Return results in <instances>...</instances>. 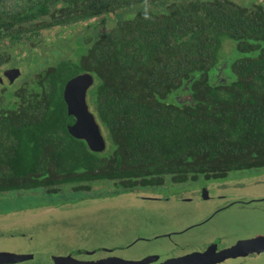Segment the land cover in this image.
I'll return each mask as SVG.
<instances>
[{
	"label": "trees",
	"instance_id": "obj_1",
	"mask_svg": "<svg viewBox=\"0 0 264 264\" xmlns=\"http://www.w3.org/2000/svg\"><path fill=\"white\" fill-rule=\"evenodd\" d=\"M13 5L0 0V41L109 14L116 18L91 43L76 41L75 59L45 67L32 84L12 90L16 102L0 104V193L39 188L51 196L68 184L69 194L76 195L91 190V181L111 182L98 194L103 197L160 185L165 176L181 184L264 168L261 4L23 0ZM224 41L231 45L226 58ZM7 60L0 52V61ZM82 72L93 78L85 99L106 134L102 152L88 150L66 129L73 119L66 114L63 86Z\"/></svg>",
	"mask_w": 264,
	"mask_h": 264
},
{
	"label": "rangeland",
	"instance_id": "obj_2",
	"mask_svg": "<svg viewBox=\"0 0 264 264\" xmlns=\"http://www.w3.org/2000/svg\"><path fill=\"white\" fill-rule=\"evenodd\" d=\"M233 1L253 2L264 7V0ZM8 2L15 6V2L22 3L23 0ZM115 18L109 14L31 32L16 42L1 40L0 50L3 51L0 52H6L8 60L0 61V104L16 102L11 96L12 90L31 83L45 67L78 56V48L74 54L75 42L91 43L99 32L114 23ZM230 46L224 41L221 47L223 58L230 52ZM12 68L18 73L8 82L3 74ZM22 97L25 98L24 94ZM100 129L107 146L105 131ZM199 180L196 182L202 183ZM210 181L208 184L213 189L209 190L215 193L209 198H204L200 192L194 196L193 184H175L169 176H165L161 185L117 196L111 193L103 197L98 195L113 186L108 181H91V190L76 195L69 194L71 186L68 184L60 186L61 192L51 196L39 188L1 192L0 234L8 239L0 240V251L28 250L25 246L29 243L24 239H9V233L23 232L32 233L35 243L41 245L36 252L61 256L77 249H109L113 257L127 261L144 260V264H163L170 257L177 258L181 252L201 249L206 244L215 248L234 247L252 240L262 246L264 168L231 170L215 187V182ZM236 200L240 204H236ZM209 215L211 217L206 220ZM197 223L201 224L193 226ZM257 250L255 254H258ZM216 264H264V252L246 258L230 256Z\"/></svg>",
	"mask_w": 264,
	"mask_h": 264
},
{
	"label": "water",
	"instance_id": "obj_3",
	"mask_svg": "<svg viewBox=\"0 0 264 264\" xmlns=\"http://www.w3.org/2000/svg\"><path fill=\"white\" fill-rule=\"evenodd\" d=\"M17 73L18 70L12 68L7 69L3 75L7 78L8 82H11L12 77ZM92 83L93 78L87 72L76 74L65 82L62 90V99L65 104L66 114L73 119L72 123L66 125V129L71 137L82 140L88 150L92 152H102L106 146L105 139L100 126L94 115L90 112L85 99L86 91ZM253 244L252 240L248 241L247 244L240 242V244H236L234 247H228L226 250L220 251H215V246L213 245L207 247L204 252H191L184 256L170 258L163 264H213L229 255L242 253L243 251L245 252V250H247L248 247L253 246ZM263 246L264 244L260 246L259 249L261 250ZM96 251L97 250L84 251L82 249H77L71 250L65 256H49L48 254L41 252H32L25 255L11 257L0 254V264L30 261L31 259L36 258L50 264H76L77 261L73 260L74 256L84 254L92 255ZM207 259H209L208 262ZM144 262V260L127 261L115 257H109L96 261H83V264H144Z\"/></svg>",
	"mask_w": 264,
	"mask_h": 264
},
{
	"label": "flooded vegetation",
	"instance_id": "obj_4",
	"mask_svg": "<svg viewBox=\"0 0 264 264\" xmlns=\"http://www.w3.org/2000/svg\"><path fill=\"white\" fill-rule=\"evenodd\" d=\"M7 79V78H6ZM210 180H212L213 182H220V180L221 179H200L199 181H202V183H197L196 181H191L190 183L191 184H193V187H194V192H193V195L194 196H197V193L199 194V192L200 193H202V196L204 197V198H209L210 196H214V193L215 192H213V191H210L209 189H213L212 187L211 188H209V184L208 183H211V181ZM185 184H188V183H181V185H185ZM161 185V184H160ZM137 190H141V191H143L144 189H137ZM128 192H133V191H128ZM205 193H207V194H205ZM216 196H217V194H216ZM242 199H240V201H241ZM238 200H236V204H240V201H238ZM211 216L209 215L207 218H206V220L207 219H209ZM205 220V221H206ZM204 222V221H203ZM199 224H201V223H197V224H192L193 226H197V225H199ZM193 226H191V227H193ZM189 228H190V226H189ZM186 229H188V228H186ZM185 229V230H186ZM174 234H176V232L174 233ZM8 235H10L9 236V239L10 240H14V239H17V240H19V239H21V240H23L24 242L26 241V243H29L27 246H25V247H28L27 249L28 250H19L18 251V249H13L12 250V252H5V251H0V254H4V255H6V256H18V255H25V254H29V253H32V252H36V251H39L40 249H41V245L40 244H36L35 243V238H34V236H33V234L32 233H30V232H28V234H26L25 232H23V233H21V234H13V233H9ZM170 235L171 234H168L167 235V237H170ZM16 237V238H15ZM3 240V239H8V237L6 236V238H4V235L3 234H0V240ZM208 244H206L205 246H203L201 249H199V250H202V249H204L206 246H207ZM18 246V245H17ZM24 246V245H23ZM224 247V246H223ZM220 248H222V247H220ZM12 249V248H11ZM217 249H219V248H217ZM197 250V249H196ZM68 254V253H67ZM67 254H64V255H61V256H65V255H67ZM85 256H74V257H76V258H79V259H77V262H76V264H83V261L81 260L80 261V258H83V257H87L88 256V254H84ZM49 256H52V255H49ZM54 256H57V255H54ZM68 261V260H67ZM24 262H28V263H31V264H50V263H47V262H44V261H42L41 259H38V258H36V259H31L30 261H22V262H16V263H3V264H24ZM89 263V262H88Z\"/></svg>",
	"mask_w": 264,
	"mask_h": 264
},
{
	"label": "crops",
	"instance_id": "obj_5",
	"mask_svg": "<svg viewBox=\"0 0 264 264\" xmlns=\"http://www.w3.org/2000/svg\"><path fill=\"white\" fill-rule=\"evenodd\" d=\"M219 184V182H215V184H214V187L215 186H217ZM183 188H185L184 186H183ZM209 188H211V186H209ZM126 193H130V192H123V193H117V194H115L116 196L117 195H120V194H126ZM105 197V196H104ZM210 244V243H209ZM211 246H213L212 244H210V245H207L204 249H202V250H199V249H197V250H192V251H189V252H181L180 254H179V256H184V255H186V254H188V253H191V252H198V253H200V252H204L205 250H206V248L207 247H211ZM264 247V246H263ZM226 248H228L227 246H222V248H219V249H217V248H215V251H220V250H226ZM260 248V246H259V244L258 243H256V244H253V246H251V247H248L247 248V250H245V252L243 251L242 253H235V254H233V255H229V256H227V257H224L223 259H221V260H219V261H217V262H214L213 264H216V263H219V262H222L223 260H225L226 258H228V257H230V256H237V257H241V258H246V257H251V256H258L260 253H261V251L262 252H264L262 249L263 248H261V250L259 249ZM256 249H258V254H255V251H256ZM101 251V252H100ZM107 251V252H106ZM112 250H109V249H107V250H104V249H102V250H97L96 251V253L95 254H92V256H87V257H83V258H80V261L82 260V261H96V260H99L100 258H97V256L99 257V256H105V257H103V258H109V257H113V255L112 254H109L110 252H111ZM95 257V260H93L92 259V257ZM90 257V258H89ZM103 258H101V259H103ZM115 258H117V257H115ZM170 258H175V256H173V257H170ZM170 258H168V259H170ZM77 259H79V258H76V257H74L73 258V260H75V261H77ZM119 259H122V258H119ZM168 259H166L165 261H167ZM212 259V258H211ZM123 260H126V259H123ZM208 260L209 259H207V262H208ZM164 261V262H165ZM206 262V261H205ZM74 263V262H73Z\"/></svg>",
	"mask_w": 264,
	"mask_h": 264
}]
</instances>
